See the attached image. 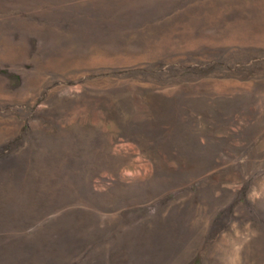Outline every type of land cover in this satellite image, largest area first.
I'll list each match as a JSON object with an SVG mask.
<instances>
[{
  "label": "rangeland",
  "instance_id": "1",
  "mask_svg": "<svg viewBox=\"0 0 264 264\" xmlns=\"http://www.w3.org/2000/svg\"><path fill=\"white\" fill-rule=\"evenodd\" d=\"M0 264H264V0H0Z\"/></svg>",
  "mask_w": 264,
  "mask_h": 264
}]
</instances>
